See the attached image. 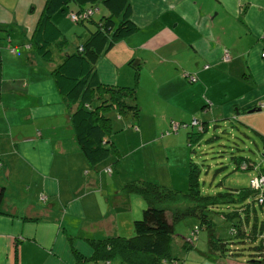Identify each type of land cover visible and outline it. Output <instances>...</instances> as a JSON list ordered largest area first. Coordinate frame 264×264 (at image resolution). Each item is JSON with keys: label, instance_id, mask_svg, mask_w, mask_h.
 Masks as SVG:
<instances>
[{"label": "crops", "instance_id": "1", "mask_svg": "<svg viewBox=\"0 0 264 264\" xmlns=\"http://www.w3.org/2000/svg\"><path fill=\"white\" fill-rule=\"evenodd\" d=\"M43 1L0 0V186L6 212L0 214V264H74L69 237L88 257L92 250L84 238L131 233L143 203L137 195L119 194L125 179L104 171L111 158L90 167L81 154L70 110L50 70L81 43L92 24L71 26L67 13L74 4L55 12L52 19L65 44L52 48L51 60H44L31 45ZM129 1L138 29L100 55L95 66L101 81L133 84L129 61L135 58L142 62L135 84L140 110L162 109L164 118L182 120L200 109L205 125L210 119L248 115L252 122L245 123L264 135V107L257 106L264 99V0ZM71 33L79 39L68 49ZM137 123V129L125 131L126 144L135 142L129 150L160 138L157 121ZM179 234L191 239L189 233ZM190 251L181 264H246L239 257Z\"/></svg>", "mask_w": 264, "mask_h": 264}, {"label": "trees", "instance_id": "2", "mask_svg": "<svg viewBox=\"0 0 264 264\" xmlns=\"http://www.w3.org/2000/svg\"><path fill=\"white\" fill-rule=\"evenodd\" d=\"M97 3H101L107 13L101 14L97 20L91 15L82 19H71L83 25L89 22L92 27H88V33L81 43L62 55L50 70L55 88L70 110L69 122L75 141L90 167L108 158H113L112 162L116 161L117 147L109 136L114 130L111 126L113 116L110 117L109 111L114 110L123 119L129 118L134 126L140 117L135 92L139 74V67L135 64L138 61L136 59L129 61V65L132 64L134 79L131 85L101 81L95 66L100 55L115 41L125 38L138 29L131 19L130 1L44 0L31 33V45L34 51L42 59L51 60L52 46L62 47L65 44V37L53 21L52 15L59 10H66L70 4H74L76 8L68 12L77 13L87 7L94 10ZM193 119L197 120L194 124L199 126L193 133L199 136L198 134L204 129V123H200L196 118ZM187 124L181 125L178 122V127ZM177 128L170 130L176 131ZM259 137L264 140L263 134ZM191 139L192 135L187 131V143H190ZM235 168L249 170L253 169V164L249 159L238 158L235 160ZM104 171L108 175L111 173L110 168L109 171L107 169ZM198 172L197 166L189 160L185 191L146 179H131L122 183L119 194H134L143 202L139 214L132 219L131 233L84 238L92 250L88 257L75 250L72 237H69L68 243L74 264H109L113 258H118L121 264H181V258L170 256V243L174 235V224L186 217L196 219L197 228L205 231L206 256L242 258L245 253L241 250H247L248 257L243 258L246 264H264V219L258 222L253 208L250 207L253 205V200L259 206L264 203V188L261 191L264 183L257 188H228V191L205 195L199 190ZM258 174L264 176L262 172ZM250 196H252L251 201H246ZM3 201L4 189L0 186V214H6ZM222 208H231V210L223 211ZM216 217L227 225L226 237L219 235L214 223ZM178 239L181 250L192 249L191 239L183 237Z\"/></svg>", "mask_w": 264, "mask_h": 264}, {"label": "rangeland", "instance_id": "3", "mask_svg": "<svg viewBox=\"0 0 264 264\" xmlns=\"http://www.w3.org/2000/svg\"><path fill=\"white\" fill-rule=\"evenodd\" d=\"M96 7L98 10H94L91 14L94 20H97L101 14H105L104 10L106 11L101 3H97ZM69 21L71 26L80 27L78 23L73 22L71 19ZM71 26L69 30H72ZM75 37L74 33H71V36L68 37L66 48L72 49V46L75 44ZM52 48L56 50L54 46H52ZM135 65L140 69L142 62L138 60ZM164 105L165 109L170 110V106H168L167 103ZM199 106L200 104L198 107ZM161 110L162 109H160V111ZM140 111L139 121H142V125H149L156 121L160 124V129L157 131V137L160 136V138H158L157 141L148 142L145 145H140L129 150L135 142L130 143V145L126 144V141L123 140L125 139V131L127 129H130V131L137 129L139 123H136L134 126L131 124L129 118H121L120 120L114 119L111 116H116L115 111L110 110L111 126L114 130L110 132L109 136H111L117 147V158L116 161L113 162V158H111L110 167H106L105 170L107 169V171H109L110 168L111 172H113V176L116 175L115 172H117L125 181L127 179L131 180L130 177H134L132 179H146L166 187L185 191L187 163L190 160L199 170L198 183L201 194L210 195L216 192L228 191V188H253L255 182L261 179L258 172L264 173L263 141L249 125L250 122H252V116L243 115L232 119H210L206 125L204 124V129L198 134L199 136H196L193 132L197 130L199 126L192 123V120L196 118L199 119L200 122V109H197V112H195L196 114L193 116L189 115L188 119L182 120L173 117L170 118L169 116L164 118V114H160L158 109L155 113ZM249 115H251V113ZM172 122L174 126L177 122L181 123V125L182 123L188 124L187 126L178 127L176 131H171L170 125ZM187 131L192 135L190 143L186 141ZM146 132H149L150 135L154 130H148ZM151 155L154 157L153 163ZM238 158L249 159L253 164V169H236L235 160ZM263 188L264 186H262L261 191H263ZM251 199L252 196L248 197L246 201L249 202ZM132 200V204H135L136 201L134 199ZM250 207L253 208L258 222L264 219V203L259 206V204L253 200V205H250ZM222 210L228 211L231 210V208H222ZM251 212L250 209V213ZM250 216L252 219V214ZM214 223L219 235L226 237L227 225L222 222V219L216 217L214 218ZM197 225L196 219L191 217H186L174 224V235L170 243L171 257L182 259V256H184L186 252L179 248L178 238L181 235L179 234L181 231L184 233L182 235H187V233H189L192 244H194L192 249H190L192 251H188L192 254L194 252L193 250L205 251L206 234L203 229L197 228ZM238 245L237 243L236 246ZM241 251L245 253V257H248L246 255L247 250ZM244 256L241 257L245 259ZM113 260L119 262L118 258H114ZM113 260L109 261V263L113 264ZM188 264L192 263L188 261Z\"/></svg>", "mask_w": 264, "mask_h": 264}, {"label": "built area", "instance_id": "4", "mask_svg": "<svg viewBox=\"0 0 264 264\" xmlns=\"http://www.w3.org/2000/svg\"><path fill=\"white\" fill-rule=\"evenodd\" d=\"M94 10H95V9H94ZM94 10H93L92 8H90V7H87V8H85V9H83V10L78 11L77 13L74 12V11L68 12V16H69V18L72 19V20H75V19H77V18H78V19H79V18L82 19V18L89 17V16L93 13ZM221 58H222V59H225V60H227V59L229 58V56H228V54H227V52H226L225 50L223 51ZM189 78H190L191 80H193V79H194V76H193V75H190ZM258 106H259V107L264 106V99L258 103ZM195 122H196V120L193 119V120H192V123H195ZM177 127H178V122L176 123L175 126H174L173 122H172L171 125H170V128H171V129H175V128H177ZM259 177H260L261 179H258V181L255 182V185L253 186V188L260 187V186L264 183V176L259 175ZM262 177H263V178H262Z\"/></svg>", "mask_w": 264, "mask_h": 264}, {"label": "water", "instance_id": "5", "mask_svg": "<svg viewBox=\"0 0 264 264\" xmlns=\"http://www.w3.org/2000/svg\"><path fill=\"white\" fill-rule=\"evenodd\" d=\"M254 109H258V107H250L248 111H253Z\"/></svg>", "mask_w": 264, "mask_h": 264}]
</instances>
